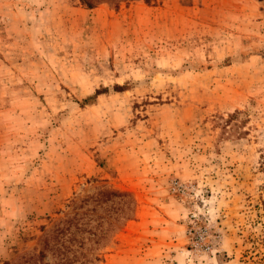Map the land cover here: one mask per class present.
Here are the masks:
<instances>
[{
    "label": "rangeland",
    "instance_id": "rangeland-1",
    "mask_svg": "<svg viewBox=\"0 0 264 264\" xmlns=\"http://www.w3.org/2000/svg\"><path fill=\"white\" fill-rule=\"evenodd\" d=\"M0 264H264V0H0Z\"/></svg>",
    "mask_w": 264,
    "mask_h": 264
},
{
    "label": "trees",
    "instance_id": "trees-1",
    "mask_svg": "<svg viewBox=\"0 0 264 264\" xmlns=\"http://www.w3.org/2000/svg\"><path fill=\"white\" fill-rule=\"evenodd\" d=\"M99 0H81V2H83L84 4L88 5V6H92L95 2H97ZM101 92L100 90L97 91V93ZM102 193H107V194H112V195H119V196H123V195H126L127 193H122V192H119V191H112V190H103ZM63 220H60L58 221L54 227H52L50 229V232L52 234H55V233H59L61 235H65L66 234V231L69 230V225L68 226H65V222L66 220L62 223ZM93 234V237L94 236H97V233L94 232L92 233ZM55 236V235H54ZM100 237H102V235H99ZM104 236V235H103ZM99 237V238H100ZM98 238V237H96ZM103 238V237H102Z\"/></svg>",
    "mask_w": 264,
    "mask_h": 264
},
{
    "label": "built area",
    "instance_id": "built-area-1",
    "mask_svg": "<svg viewBox=\"0 0 264 264\" xmlns=\"http://www.w3.org/2000/svg\"><path fill=\"white\" fill-rule=\"evenodd\" d=\"M175 186H176L178 189H182V188H183V185L180 184L179 182H175Z\"/></svg>",
    "mask_w": 264,
    "mask_h": 264
}]
</instances>
